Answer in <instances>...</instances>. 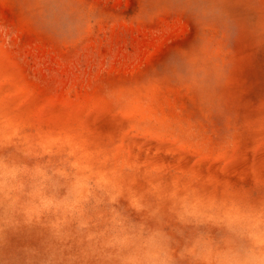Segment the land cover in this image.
<instances>
[{
    "label": "rangeland",
    "instance_id": "1",
    "mask_svg": "<svg viewBox=\"0 0 264 264\" xmlns=\"http://www.w3.org/2000/svg\"><path fill=\"white\" fill-rule=\"evenodd\" d=\"M149 235L168 264L264 252V0H0V264Z\"/></svg>",
    "mask_w": 264,
    "mask_h": 264
},
{
    "label": "clouds",
    "instance_id": "2",
    "mask_svg": "<svg viewBox=\"0 0 264 264\" xmlns=\"http://www.w3.org/2000/svg\"><path fill=\"white\" fill-rule=\"evenodd\" d=\"M253 238H256L255 234H253ZM137 251L141 253V258L133 257L129 264H168L167 253L155 235L143 238ZM232 264H264V252L246 250L242 258L234 259Z\"/></svg>",
    "mask_w": 264,
    "mask_h": 264
}]
</instances>
